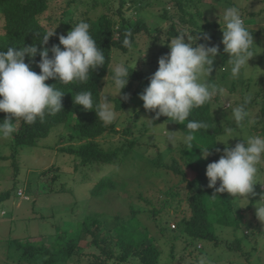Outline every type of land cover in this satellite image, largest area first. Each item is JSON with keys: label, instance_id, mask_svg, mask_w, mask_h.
Wrapping results in <instances>:
<instances>
[{"label": "rangeland", "instance_id": "1", "mask_svg": "<svg viewBox=\"0 0 264 264\" xmlns=\"http://www.w3.org/2000/svg\"><path fill=\"white\" fill-rule=\"evenodd\" d=\"M167 1L145 0V5L136 12L126 6V8L124 7L127 17L143 18L151 27L149 34L156 35V38L153 39L145 32L140 33L136 43L130 47L126 54L112 48L109 64L111 70L121 61H126L127 65H134L136 61L135 68L142 70L144 74L141 79L132 80L131 89L124 95V100L130 103L123 111L114 109L113 99L120 97L121 93L117 95L113 81L110 83L108 75L102 79L100 91L101 103L107 97L114 110L115 129L119 131L124 127H130L134 123L131 119L136 120V127L124 137L127 139L136 138L139 136L137 128L143 129L145 126H150L149 131L141 141L148 144L152 152L147 150L148 147L132 148L128 155L117 164L105 165L101 170L102 172L100 171L97 176L87 174L86 170L80 166L76 171L74 168L77 166L75 163L78 160L72 162V156L56 150L57 146L62 144L61 142L55 144L56 149L50 147V145H54L53 140L56 138V133L58 134L60 131L69 132L67 128L61 130L64 123H58L52 127L45 138L38 141V145L22 146L18 149L15 159L18 170L17 172L14 171L15 176L13 177L11 159H9L11 140L10 137L0 138V264L12 262L10 255L19 257L21 249L15 248V239H19L21 242L30 240L37 244L44 243L51 250L53 246L63 244L58 235L63 238L69 234L73 237L79 236L81 234V222L87 215L94 212H104L106 215L99 217L107 222L108 226L114 227L123 219L128 221L127 217H130L131 214L130 207L136 212L138 220L146 226L151 238L161 248L158 264H199L201 259L205 261V264H222V262L229 264L231 262L227 258L230 257V254L225 249L227 244L235 238L233 228L230 226L217 228L216 232L220 240L216 245H212V242L208 241L206 242L207 245L196 242L197 247L199 245L203 247L202 250L197 249V251L193 249L194 246L183 248L181 239H177L171 230L164 229L167 226L174 229L173 226H176L179 217L182 214L188 215L189 211L184 198V182L180 181L179 175L163 166L158 167L154 162L156 158L153 157L171 153L176 159H179V149L186 143L185 137L188 135L181 133L180 129L171 126L170 123L151 124L149 115L141 112L145 110L142 106L143 101L139 99V94L148 86L149 77L158 66V59L169 52V48H164L166 42L169 44L173 39L165 33L171 20L161 15L162 6H165L170 15H173L171 16L173 21H177L178 12L169 8L171 4L166 3ZM185 1H187L186 3L190 1V12H202L209 19L208 21H214L217 25H222L224 10L231 7L229 4H233V6L241 9L245 26L249 32L254 33L252 34L254 43L252 52L254 55L248 60L249 67L243 68L238 78H232L230 58L224 52L215 57L210 76L202 77L206 81H214L217 84V89L223 88L227 91L226 96L220 94V100L213 105V111L219 124L225 127V132L218 136L216 141L218 139L226 140L228 138L226 130L231 128L233 135L236 136V138H230L226 142L227 146L231 148L239 142L238 139L244 140L250 135H257L254 130L256 127L252 125H254L253 121L257 122L261 118L259 107L264 92V0ZM47 4L48 8L41 15L42 18L50 21L51 30L59 28L63 35L68 31L61 20L68 18L69 15L63 16L62 8L73 11V17L79 21H82L86 16L94 19L97 14L102 12L112 15L115 20L118 19L116 14H112V4L116 7V1L112 3L110 0H105V3L99 2L95 7H91L87 0H47ZM184 26L188 33L189 29L193 28L190 23H185ZM155 27H160V32L157 33ZM216 32L219 44H222L221 26ZM213 45L214 43H211L210 46ZM220 51H223V48ZM232 83L236 84L234 89ZM256 93L259 95L256 98L258 103L247 110L248 115L242 125L244 128L238 130L231 119L232 108L236 107V103H239L240 99L246 95L253 96ZM258 124L262 125L261 122ZM165 130L170 133H166ZM169 134L174 137L172 141L167 138ZM121 138L120 132H115L99 137L98 141L104 147H109L111 141L117 144ZM219 144L225 146V144ZM163 159L165 160L166 156ZM178 164L182 165L181 168H186L182 162ZM51 166L59 167L60 177L58 179L51 178L52 170L46 171ZM112 171L118 174V177L111 176L115 181L113 189L109 193L92 197L90 194L91 185L101 176L110 174ZM194 175V171L189 168L186 169L185 177L187 180L192 179ZM260 185L258 186L260 187ZM170 190H179L180 195L170 197L168 195ZM259 190V188L254 190L255 197L261 195ZM245 203L246 201L234 198L232 215L239 213L238 211ZM256 205L258 203L253 204L251 209H246L241 217L234 216L239 224L238 233L244 234L249 240V243L244 245V250L249 249L253 243H256L257 250L264 248V222L256 217ZM152 209L158 211L157 215L152 214ZM142 231V226H139L136 232L141 233ZM145 233L147 232L145 231L142 236H145ZM81 237L79 242L83 248L81 255L75 259L59 261L54 264H100L98 260L92 257L93 254L100 255L99 249L94 246L88 247V241L91 239L90 234ZM214 246L222 256L209 249ZM205 251L207 253L204 255L197 253ZM224 253H227L226 257L223 256ZM42 256L47 258L46 254ZM231 257L235 258L236 264L243 263L241 253L233 252ZM133 263L135 264V262ZM105 264L115 263L109 260ZM231 264L234 263L231 262Z\"/></svg>", "mask_w": 264, "mask_h": 264}, {"label": "trees", "instance_id": "2", "mask_svg": "<svg viewBox=\"0 0 264 264\" xmlns=\"http://www.w3.org/2000/svg\"><path fill=\"white\" fill-rule=\"evenodd\" d=\"M110 1L112 3L116 1V7L112 4V14L118 16L117 20H115L112 15H108L105 12L97 14L94 19L90 18V16H86L82 20L90 24L91 35L96 40L98 46L104 51L106 60L105 65L93 70L90 74L89 82L87 83L63 85L53 79L45 81V83L54 84L55 87L66 92L62 100L63 111L55 116L48 115L43 122L38 120L33 125H28L19 121L16 122V131L10 136L11 145H9L11 150L9 159H11L13 177L18 170L15 160L18 149L22 148V146L38 145V141L45 138L51 131L52 127L58 123H64L61 130L67 128L69 132L63 133L60 131L58 134L56 133V138L53 140L54 145H50V147L55 148V144L61 142L62 144L55 149L72 156V162L78 160V162L75 163L77 166L74 168L76 171L80 166L86 170L87 174H94V176H97L98 173L103 170L105 165L110 166L117 164L123 157L128 155L132 148L148 147L147 150L152 152L148 144H144L141 141L144 135L149 131L150 126L143 127V124V129L137 128V131L139 132L138 137L127 139L124 136L130 134L132 131L131 129L136 127L135 123L137 122L134 118L131 119L134 123L131 124L130 127H124L118 131L115 129L114 121L110 124H105L96 117L94 111H85L82 106L75 105L73 102L77 93L90 91L92 93L94 104L101 103V81L106 75H108L110 83L112 81L111 76L113 70L109 68L112 48L118 49L123 54H126L130 49V47L124 46L122 43L126 33H132L131 46H134L137 36L143 32L147 33L150 38H156V35L149 34L151 27L147 25L143 18L132 16L127 17L125 15V6L136 12L145 5V0ZM99 2L105 3V0H87V3L91 4V7H95ZM168 2L171 4V7L169 8L178 12L177 21H173L171 19V16L173 15H170L165 6H162L161 15L171 20L165 30L168 37L174 38L181 32L188 33L184 24L190 23L193 28L189 29V33L192 35L193 41L195 40V36L197 37L193 47L199 44L210 46L211 43H214V45L219 48V53H223V51L220 50H222L224 46L223 44H219V39H217L218 34L216 32V30L219 29L220 24L217 25L214 21H208L209 19L204 16L202 12H190V1L186 3L187 1L185 0H168L166 3ZM229 5L233 6V4ZM47 8V0H0V50L6 51L7 47H13L16 50H19V47L35 43H37L39 49L40 45L38 43L41 42L40 38L44 34L53 31L50 29V21L48 19H43L41 16ZM62 15H69L68 18L61 20L67 31H70L71 27H74L77 23L81 22L79 19L73 17V11H67L65 8H62ZM131 21H133V23H131ZM155 30L158 33L161 28L155 27ZM54 33L55 35L50 37L48 44L45 45V47L49 49L53 44L58 45V35H63L59 28L54 29ZM66 34L67 32L64 35ZM252 34L254 33L252 32ZM205 36L209 39H206ZM185 41L187 42V37H185ZM167 45L166 42L164 46L165 49L168 48ZM49 56H51V52H49ZM34 61H39V55L34 58ZM25 62H29L27 57ZM127 66L130 71L133 68L134 69L130 72L128 83L126 87L121 90L120 97L113 99L114 109L117 111H123L127 104L130 103H127V101L124 100V95L131 89L132 80H139L144 76L142 70L134 67L135 64ZM31 67L32 70L39 73V68L36 67L35 62L31 64ZM207 82L210 85L214 84L217 87V84L214 81L209 80ZM235 86L236 84L232 83L233 89ZM135 91L138 92V90ZM258 96L257 93L252 96L253 99L246 106V111L251 106L258 103V100L256 99ZM219 100L220 93L217 92L208 103L200 108L193 109L189 117V120L206 123L208 125L207 130L201 129L196 132H191V130L186 128L185 124L187 121H185V124H178L170 121L165 116H161L159 119L155 120L154 124L151 122L153 125L160 122L170 123L171 126H176V128L180 129L181 133L185 135L191 134L193 136L190 145L185 143L179 149V159H176L171 153L163 155L159 154L157 157H153L156 158L154 162L158 167L163 166L167 170L180 176V181L184 182V198L186 199V205L189 211L188 215L182 214L181 217H179L176 226H173L174 229L170 226L164 227V229L167 228L168 230H171L177 239H181L183 248L194 246L193 249L197 251V249L202 250L203 247H200V245L197 247L195 244L196 242H202L207 245L206 242L208 241L212 242V245H216L220 240L216 232L217 228L230 226L233 228L235 238H233L225 248L227 253L230 254V257H227L228 261L236 264L237 261L235 258L231 257V254L233 252H239L243 256L242 264H264V248L257 250L256 243H253L249 249L244 250L243 247L245 244L249 243V240L246 239L244 234L238 233L239 224L237 219L234 218V216L241 217L242 213L246 209H251L250 207L255 203L264 204V185L261 187V185L264 184V162L258 166V175L260 176L256 177L258 184L255 185V189H260L259 193H261V195L257 197L250 195L248 205L242 207L236 215H232L231 213L234 198L226 192L215 193L216 197H212L215 189L207 187L208 179L205 175L206 166L211 162L217 161L225 147L216 142L218 136L225 132V127L219 124L213 111V105H215V103L217 104V101ZM242 102L243 98L240 99L239 103H236L237 106ZM259 109L261 111V118L257 122L255 121L252 126L256 127L254 130L257 135H264V92L261 96ZM141 112L147 113L151 119L154 116L153 112L146 110H142ZM4 118L5 114L0 113V121ZM258 122H261L262 125H259ZM235 126L238 127V130L244 128L242 126H237L236 124ZM115 132H120L122 137L121 141H118L117 144H114L111 141L109 147H104L101 142L98 141L99 137H104L107 134ZM205 148H209L207 150L209 155L206 159L202 158ZM216 149H220V151L217 152ZM165 156L166 159L164 160L163 158H165ZM179 162H182L183 166L186 168H181L182 165L180 166L178 164ZM188 168L195 173L190 180H187L185 177L186 169ZM49 170H52L53 172L51 174L52 179L55 180L60 177L59 167L56 168L55 166H51L46 169V171ZM111 176L118 177V174L112 171L110 174L101 176L91 185L90 194L92 197L109 193L110 190L113 189L115 181H113ZM259 183L262 184L260 185ZM258 185H260V187ZM218 186L219 181L217 182V187ZM168 192L170 197L180 195L179 190H170ZM130 209L131 214L130 217H127L128 221L123 219L114 227L108 226L107 222L100 218L103 217V215H106L104 212H94L87 215L81 222V234L79 236L73 237L69 234L64 236L66 238H63L61 235H58V238L63 241V244H57V246H53L51 250L47 248L44 243L37 244L30 240L21 242L19 239H15V248L21 249V253L19 257H16V255H10L12 262L6 264H54L59 261L75 259L81 255L83 248L80 246L79 242L82 239L81 236H84L85 234H90L91 236V239L88 241V247L94 246L99 249L100 255L93 254L92 257L98 260V263L100 264H105L109 260L115 264H134L133 262H135V264H158L161 249L160 246H158L151 238L146 226L138 220L133 208L130 207ZM151 212L154 215H157L156 213H158L156 209H152ZM139 226H142L143 229L141 233L136 232ZM145 231L147 233H145V236H142ZM215 247L216 246L209 249L216 254L221 255ZM197 253L204 255L207 251ZM227 253H224L223 256L226 257ZM44 254L47 255V258L42 256ZM100 258L102 260H99ZM128 261L131 262L129 263ZM231 262H229V264H231ZM222 264L226 263L222 262Z\"/></svg>", "mask_w": 264, "mask_h": 264}, {"label": "clouds", "instance_id": "3", "mask_svg": "<svg viewBox=\"0 0 264 264\" xmlns=\"http://www.w3.org/2000/svg\"><path fill=\"white\" fill-rule=\"evenodd\" d=\"M222 20L223 52L229 55L232 78H238L241 70L249 67L248 60L254 55L252 32L245 26L238 7H227ZM53 35L54 30L44 34L38 43L39 49L35 43L19 47V50L13 47H7L6 51L0 50V113L5 114V118L0 121V138L10 137L16 131L18 121L33 125L38 120L43 122L48 115L55 116L63 111L62 100L66 92L45 81L53 79L63 85L87 83L91 72L105 65V53L91 35L88 22L81 21L71 27L66 35H58L59 44H53L49 49L45 45ZM131 36V32L125 34L122 42L124 46L131 47ZM196 38L193 41L190 33L181 32L171 39L167 45L169 52L158 59L157 70L149 77L148 86L139 94L143 108L154 113L149 119L153 124L165 116L178 124L187 121L186 128L191 132L207 130L206 123L189 120L192 110L208 103L217 92L227 95L226 89H217L216 85H210L202 79L203 76H210L219 48L205 44L193 47ZM205 38L209 39L207 36ZM37 55L39 61H34ZM26 57L28 63L25 62ZM33 62L39 68V73L32 70ZM131 71L126 61H121L113 69L111 79L117 95L126 87ZM252 99L251 95H246L241 104L232 108L231 119L237 126L243 125L248 115L246 106ZM73 102L85 111H94L96 117L105 124H110L115 117L107 97L102 103L94 104L92 93L82 91L75 95ZM226 133V140L216 141L225 144L223 154L206 166L207 187L215 189L212 197H216L215 193L226 192L232 198L246 201L244 207L249 203V196L254 195L258 166L264 162V135L239 139L234 147L229 148L226 142L236 136L231 128ZM167 138L169 141L174 139L171 134ZM192 139L191 134L186 136V144L190 145ZM208 149H204L202 158H207ZM255 209L256 217L264 222V204L256 205ZM199 264H205V261L201 259Z\"/></svg>", "mask_w": 264, "mask_h": 264}]
</instances>
